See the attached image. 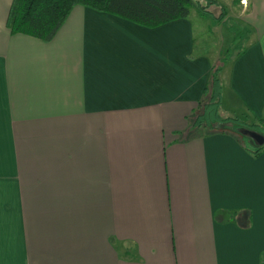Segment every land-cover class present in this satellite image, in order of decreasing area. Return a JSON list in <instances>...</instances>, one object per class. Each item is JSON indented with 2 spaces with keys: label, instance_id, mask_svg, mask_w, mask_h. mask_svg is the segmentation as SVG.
<instances>
[{
  "label": "crops",
  "instance_id": "1",
  "mask_svg": "<svg viewBox=\"0 0 264 264\" xmlns=\"http://www.w3.org/2000/svg\"><path fill=\"white\" fill-rule=\"evenodd\" d=\"M10 2L0 264H260L264 155L190 124L215 62L194 53L188 16L147 29L75 6L43 42L8 33ZM240 4L246 44L220 66L218 112L251 121L264 119V0Z\"/></svg>",
  "mask_w": 264,
  "mask_h": 264
},
{
  "label": "trees",
  "instance_id": "2",
  "mask_svg": "<svg viewBox=\"0 0 264 264\" xmlns=\"http://www.w3.org/2000/svg\"><path fill=\"white\" fill-rule=\"evenodd\" d=\"M213 4L218 5L216 0H11L5 28L10 35H23L49 42L75 6L153 29L187 18L190 10L199 16L211 17L207 7ZM224 15V9L220 6L215 20H221ZM240 35V32L234 34L233 41H237ZM241 52H236L234 56ZM229 53L230 50L226 51L211 67L202 91L203 98L197 102L190 124L207 131V134L231 137L249 156L255 158L264 155V119L247 121L238 117L220 118L218 114V73L221 64L233 57ZM253 134L262 142L253 140ZM260 264H264V251L260 255Z\"/></svg>",
  "mask_w": 264,
  "mask_h": 264
},
{
  "label": "rangeland",
  "instance_id": "3",
  "mask_svg": "<svg viewBox=\"0 0 264 264\" xmlns=\"http://www.w3.org/2000/svg\"><path fill=\"white\" fill-rule=\"evenodd\" d=\"M218 5H210L207 10L214 16H217L220 6L224 9V17L222 22L218 23L208 17L198 19L194 16L193 10H190L188 19L192 24L194 32V41L196 45L205 47L195 49L194 53L204 52L213 62H217L220 58L230 50V55L234 56L236 52H240L246 44L245 37L239 29L241 12L246 9L245 5L240 4V0H216ZM240 32V38L233 41L234 34ZM232 44V45H231ZM229 45H231L229 47ZM235 50L232 51V48ZM219 63V62H218ZM220 118L231 117L228 115L225 105L220 107L218 112Z\"/></svg>",
  "mask_w": 264,
  "mask_h": 264
},
{
  "label": "water",
  "instance_id": "4",
  "mask_svg": "<svg viewBox=\"0 0 264 264\" xmlns=\"http://www.w3.org/2000/svg\"><path fill=\"white\" fill-rule=\"evenodd\" d=\"M251 137H252L253 140L258 141L259 143L262 142V140L258 136L254 135V134L251 135Z\"/></svg>",
  "mask_w": 264,
  "mask_h": 264
}]
</instances>
